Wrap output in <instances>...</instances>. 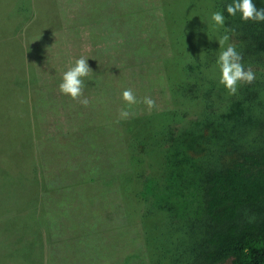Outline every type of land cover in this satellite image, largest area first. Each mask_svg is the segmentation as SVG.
<instances>
[{
    "label": "rangeland",
    "instance_id": "rangeland-1",
    "mask_svg": "<svg viewBox=\"0 0 264 264\" xmlns=\"http://www.w3.org/2000/svg\"><path fill=\"white\" fill-rule=\"evenodd\" d=\"M13 1L16 15L22 8L32 17L14 44L6 31L21 18L0 24V264H189L206 229L199 190L189 187L193 198L173 209L152 202L174 188L167 176L188 187V157L230 136L218 125L193 135L197 108L186 101L179 114V96L172 98L177 42H194L197 31L169 18L190 20L192 1ZM81 56L92 70L87 107L59 91ZM20 60L28 85L15 90L10 77L15 64L20 75ZM125 89L138 103L121 120ZM175 151L173 176L166 169ZM259 209L244 210L241 220H254ZM42 235L47 258L38 255Z\"/></svg>",
    "mask_w": 264,
    "mask_h": 264
},
{
    "label": "trees",
    "instance_id": "trees-1",
    "mask_svg": "<svg viewBox=\"0 0 264 264\" xmlns=\"http://www.w3.org/2000/svg\"><path fill=\"white\" fill-rule=\"evenodd\" d=\"M191 1L190 20H180L177 14L169 18L177 24H189L191 21L197 31L196 40H199L195 45L196 40L192 43L177 42L180 45L175 55L173 76L179 74L176 80L179 93L172 94V98L175 101L179 96L175 102L178 106L188 101L197 108L191 127L193 135L198 134L196 136L199 137L218 125L224 127L230 136L221 145L207 147L195 161L188 157L193 169L188 187L167 176V183L174 184V188L171 187L168 195L153 200L152 207L165 210L177 207L178 203L184 206L194 196L193 191L188 192L189 187L195 185L193 188L199 190L201 197L206 229L203 241L189 264H264V21L245 22L239 13L235 17L228 16L226 6L234 0ZM253 3L257 9H264V0H253ZM194 8L196 15H193ZM217 11L225 16L224 27L233 29L228 43L235 45L244 67H253L256 74L254 82L240 84L235 95H229L218 82L216 61L221 49L217 40L224 34V29H217L210 19ZM8 39L13 44L16 41ZM19 69L20 75L18 64L13 65L10 77L15 90L25 83L20 65ZM177 110L179 114L184 113L180 106ZM170 157L166 172L174 176L180 164L178 151ZM144 163L145 160L140 158L135 166L136 183H140L143 177ZM168 189L167 185V189L161 191L165 193ZM158 191L155 197L162 193ZM28 194L32 197L34 192ZM256 206L260 209L254 220H241L244 210ZM37 220L32 219L35 223ZM43 224L47 228L46 223L41 222ZM43 241L42 235L38 255L47 258L43 252Z\"/></svg>",
    "mask_w": 264,
    "mask_h": 264
},
{
    "label": "clouds",
    "instance_id": "clouds-1",
    "mask_svg": "<svg viewBox=\"0 0 264 264\" xmlns=\"http://www.w3.org/2000/svg\"><path fill=\"white\" fill-rule=\"evenodd\" d=\"M226 12L228 16L232 17L239 13L240 19L245 22L264 21V9H257L253 0H234L233 3L226 6ZM210 19L217 29H224V34L217 40L221 49L216 61L219 71L218 82L224 86L229 95H235L240 84H251L254 82L255 73L251 67L247 69L244 67L241 62V54L236 51L235 45L228 43L230 39L229 33L233 29L224 27V14L220 11L214 12ZM87 59L84 56L76 59L74 65L64 72L62 82L59 84L61 94L67 95L70 99L85 107L90 103L89 99L83 96L85 78L92 74V70L87 64ZM122 100L125 102V107L120 109L119 118L127 120L131 115L129 109L138 101L132 89H125L122 92ZM142 102L149 110L155 107V101L150 97H144Z\"/></svg>",
    "mask_w": 264,
    "mask_h": 264
},
{
    "label": "crops",
    "instance_id": "crops-1",
    "mask_svg": "<svg viewBox=\"0 0 264 264\" xmlns=\"http://www.w3.org/2000/svg\"><path fill=\"white\" fill-rule=\"evenodd\" d=\"M5 4H2V14L4 15V17L0 16V24L7 20L10 19L11 21H16L21 18V21L17 24V28L15 27V29L12 30H7L6 32L8 33V38H10L11 40L14 39L16 40V36H18L21 32L23 33L24 28L28 27L30 22H31V14L29 15L28 12L24 13V10L22 8H17V12H21L20 15H16L15 14V7H14V1L13 0H4L3 1ZM15 15V16H14ZM15 19V20H14ZM1 26V25H0ZM1 27H0V41L2 42L4 40V37L2 35V31H1ZM19 33V34H18ZM39 35V34H38ZM40 35H46V34H40ZM31 36V35H30ZM29 36V37H30ZM33 36V35H32ZM13 41V40H12ZM18 57H20V55H18ZM21 59V58H20ZM22 60H20V68H21V73L23 74V76H25V69L23 68L22 65ZM26 82L25 81V77H24V81L23 83ZM25 84V83H24ZM28 85V84H25Z\"/></svg>",
    "mask_w": 264,
    "mask_h": 264
}]
</instances>
